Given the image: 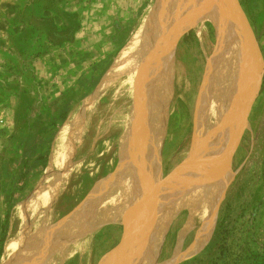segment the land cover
Returning a JSON list of instances; mask_svg holds the SVG:
<instances>
[{
    "label": "rangeland",
    "instance_id": "1",
    "mask_svg": "<svg viewBox=\"0 0 264 264\" xmlns=\"http://www.w3.org/2000/svg\"><path fill=\"white\" fill-rule=\"evenodd\" d=\"M179 1L0 0V264L9 262V237L26 217L28 240L37 246L64 224L70 211L56 216L55 208L67 195L73 209L78 198L79 206L91 205L82 193L100 184L98 178L85 179L86 173L96 168L97 155L119 150L126 173L100 185V204L59 264H135L150 240L154 213L161 214L162 238L150 264H264V0H232V38L237 26L240 40L226 96L231 115L206 150L197 144L194 126L218 32L205 10L203 21H209L198 22L200 34L188 25L168 27L166 20L162 26L170 38L159 62L169 63V85L165 102L158 100L154 109L169 108L164 138L154 144L148 136L145 143L138 137L120 141L129 124L123 111L132 97L128 83L121 84L125 75L109 73L139 27L147 19H166L168 7ZM105 79L111 82L93 98ZM87 97L92 106L85 123L61 141L58 157L65 159L83 132L72 163L63 162V171L70 170L56 186L47 179L53 142L71 109ZM224 135L228 143L218 149L213 172L196 186L168 192L194 156L212 153ZM52 193L50 208H43Z\"/></svg>",
    "mask_w": 264,
    "mask_h": 264
},
{
    "label": "bare ground",
    "instance_id": "2",
    "mask_svg": "<svg viewBox=\"0 0 264 264\" xmlns=\"http://www.w3.org/2000/svg\"><path fill=\"white\" fill-rule=\"evenodd\" d=\"M165 6L167 7V5ZM168 8H172V13L166 19H161L160 16V18L155 20L147 19L139 27L135 36L131 40L127 51L114 66L112 71L113 73H109L113 74L114 76L120 74L125 75V77L122 78L123 82L121 81V84L123 85L125 81L128 83V89L132 97L131 102L125 106L126 109L123 111L128 112L126 118H128L127 122L129 124L126 128V134L122 136L120 141L123 145V143L138 137V140H143L145 143L146 139H148V136L149 138L151 137V141L150 139L147 141L151 142V144L160 143L161 139L164 138V133L167 130V124L169 120L168 106H165L164 104L165 108L162 112L160 111V106L157 109L155 108L157 110L156 112L154 111V107L157 102L158 105L161 104L160 102H165L166 91L168 92L169 85L167 83L169 63L164 62L162 64L159 62V58L162 56V53L164 52L166 54L165 41L168 34L167 32H169L168 28L165 29L166 27L163 28L164 30L162 29V26L165 23L164 20L167 21L165 24L168 27L169 25L173 26L176 24L181 26H191L195 34H200L201 24L204 25L205 21L208 22L209 20H212L215 22V28L217 29L218 36L215 44V50L213 54L207 59L209 79L198 101L199 107L194 126L195 140L197 141L199 147L204 151L210 144L209 138L213 135L218 126L224 123L228 116L230 117L231 115L228 110L229 108L227 109L226 96L232 83L231 75L233 70V59L237 53V45L238 41L240 40L237 26H235L236 31L232 38V26L236 18V7H234L232 0H183L173 5L171 4ZM203 10H205L207 19L209 20L206 19L203 21ZM199 21L202 22L200 25L198 24ZM167 38L169 39L170 36ZM110 82V79H105L98 89V94L95 95V93H93V95H95L93 98L99 94L101 95ZM88 98L89 97H87L84 102L77 104L71 109L69 115L64 120L55 138V141L53 142L55 159L49 166L47 179H52V184L55 183L56 186H59V184L63 181L67 171L70 170L69 168L68 170L63 171V167L65 168V166H63V162L66 163L68 160H70L72 163V157L75 150L74 148H76V143L81 139L83 132L76 135V138L72 141L73 148L71 151H69L65 159L58 157L59 153L64 148L61 141L64 137L69 136L71 131H74L76 128L81 127V125L85 123V110L92 106H89L91 103L89 102ZM97 100L98 99L96 98V101H94L97 102ZM158 100H160V102ZM166 102H169V97L167 98ZM168 104L169 103L166 105ZM118 114H120V110H118ZM146 124H148L146 132L141 133L143 129H145ZM113 136L114 133L110 136V138ZM228 139L229 135L220 136L218 146L212 151V153H202V155L199 156L195 155V159L190 162L189 167H186L184 171L177 174V176L180 175L178 177L179 181H172L171 184L168 185V192H171L173 186L178 188H188L200 184L207 174L209 175L210 172H213L212 170L215 168L217 161L216 158L218 149L223 148L228 143ZM151 144H147L146 147L151 146ZM96 152H100L98 147H96ZM121 153L122 152L119 150L118 153L109 152L104 153L101 156L97 155V166H95L96 168L91 170L90 173H86L85 179L92 180L94 178H98V184L102 185L105 183L106 185V180L108 178L113 181L117 179L118 176L125 174L126 168L128 166L119 160ZM61 164V173H59L57 176L56 171ZM214 178L215 174L212 178L213 181ZM100 185L97 186L96 189H94L92 186L90 190H88L87 186L85 187L86 191H84L82 194H85L87 198L90 197L91 205L89 206H79L78 204H82L80 201L82 198L77 197L78 201L75 202L76 208L73 209L71 207L74 205L72 198L70 195H67L62 200L60 207L58 209L55 208L56 216H62L67 209L68 212L70 211L67 218H65L63 221L64 224L61 226V229L57 228V226V229L51 230L50 233H47L44 237H42L39 241L40 244L37 246L31 244L28 240L30 224L28 217H26L25 223L19 227L18 232L15 234L12 233L13 235L9 237V252L7 256V260L9 262L4 264H59L60 257L63 251L69 246L68 244H70L73 239L77 237L80 232H82V224L85 221V218H89L90 215L96 211L97 206L100 204L104 187V185ZM43 187L44 185L42 188ZM93 190L96 191L95 195L92 194ZM53 197V193L50 197H45L47 200L43 208H50ZM201 199H205L206 204L209 201L208 198H205L202 195ZM160 217V213H154L149 219V226H153L152 234L150 236V240L148 241L149 243L147 242L143 247L144 249L142 256L136 258L137 260L135 264H150L156 260V252L158 251L161 244V240L159 239L162 238V235H160V233H162Z\"/></svg>",
    "mask_w": 264,
    "mask_h": 264
},
{
    "label": "trees",
    "instance_id": "3",
    "mask_svg": "<svg viewBox=\"0 0 264 264\" xmlns=\"http://www.w3.org/2000/svg\"><path fill=\"white\" fill-rule=\"evenodd\" d=\"M8 217H9V213H6V215H5V220L6 221H7Z\"/></svg>",
    "mask_w": 264,
    "mask_h": 264
},
{
    "label": "crops",
    "instance_id": "4",
    "mask_svg": "<svg viewBox=\"0 0 264 264\" xmlns=\"http://www.w3.org/2000/svg\"><path fill=\"white\" fill-rule=\"evenodd\" d=\"M67 264H75L74 262H69V263H67Z\"/></svg>",
    "mask_w": 264,
    "mask_h": 264
}]
</instances>
